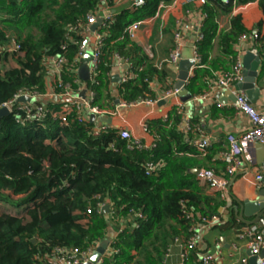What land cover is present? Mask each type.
Masks as SVG:
<instances>
[{"label": "trees", "instance_id": "1", "mask_svg": "<svg viewBox=\"0 0 264 264\" xmlns=\"http://www.w3.org/2000/svg\"><path fill=\"white\" fill-rule=\"evenodd\" d=\"M173 1L143 0L130 8V0H0V48L9 45L11 38L20 44L19 54H5L0 66V107L21 89L43 93L49 74L46 60L53 56L65 59L60 69L63 84L74 79L82 83L77 74L82 62L80 40L87 16L102 7L115 16L106 28L98 29L107 34H103L98 85H89L94 103H99L104 91L110 97L108 74L115 54L132 66L131 77L118 88L121 99L131 103L149 98L152 80H163L166 74L149 63L125 30ZM232 1L198 2L203 38L194 46L201 63L211 67L194 70L187 85L190 90H201L198 81L211 71L231 69L236 40L248 31L242 16L232 15ZM235 1L243 5L256 0ZM257 1L264 16V0ZM228 15L227 28L217 34L218 19ZM262 28V22L255 26L258 44L263 45ZM215 38L219 56L210 60ZM58 107L50 106L43 119L27 120L23 114L16 118L12 113L0 116V203L9 205L0 210V264H45L55 248L86 251L104 238L109 227L118 237L100 264H163L168 246L176 238L190 236L192 221L216 213V199L202 191L190 172L208 160V150L201 154L205 159L198 161V151L182 143L179 118L170 128L156 123L160 139L151 150H131L117 131L93 136L92 123H78L74 112L63 122ZM153 160H162V166L147 174L145 163ZM106 202L112 214L99 211ZM187 212L195 220L187 218ZM242 226L236 215L213 225ZM195 253L189 258L196 259Z\"/></svg>", "mask_w": 264, "mask_h": 264}, {"label": "crops", "instance_id": "2", "mask_svg": "<svg viewBox=\"0 0 264 264\" xmlns=\"http://www.w3.org/2000/svg\"><path fill=\"white\" fill-rule=\"evenodd\" d=\"M198 8V3L183 4V0H174L170 5L162 6L154 16L145 19L136 31L134 38L131 39L134 44L144 51L149 59V63L158 70L164 71L166 74L163 80L154 78L150 83L151 96L146 98L152 100L153 103L124 107L118 106V103L123 101L118 92L121 84V72L120 68L113 64L112 71L108 74L110 80L108 86L110 97L104 91L99 103H96L98 106L106 109L105 115H100V117L96 118L92 116V120L91 116H88V118L91 121L103 123L110 127L125 128L132 138L139 139L149 147L156 145L160 139L159 133L161 132V128L159 124H156L157 122L162 123V127L170 128L174 125L175 119L179 118L177 130L182 135V143L193 147L192 142L199 139L201 135L209 138L211 141V145L206 149L208 150L206 153L208 160L203 158L206 155H201L203 151L197 150L200 154L196 157L197 160L201 161L205 159V161L203 165L196 166L193 169H212L222 175L224 164L219 159V153L227 147L225 136L228 133L239 135L247 127L245 116L234 107L233 97H235L237 91L243 92L246 98L247 94L244 89L235 90L237 83L231 88L212 86L213 77L232 70L237 59L242 63L246 52L257 49L260 63L257 67L258 75L255 83L259 86V94L250 104L258 109L264 110V80H262L264 77V44H254L249 40L242 43H235L234 62L230 70L220 68L217 71H211L210 75L198 81L197 84H201L202 86L201 90H190L187 86L194 76L193 72L185 84V89L190 94V97L187 98V95H185L186 97L184 95L180 96L177 93L167 95V93L176 90L174 85L178 75V64L173 65L167 62L169 51L176 42L174 33L177 30L180 33L178 40V43L181 45L179 60L182 59L183 52L185 55L188 54L187 49H190L193 54L194 38L198 23L202 17ZM235 12H232V15L240 14L248 31L251 32L254 30L258 22H262L264 27V16L257 0L238 5ZM179 20H181V26L176 24ZM228 20L229 15L220 16L218 19L217 34H219V31L227 28ZM222 21L223 24H221ZM218 56L217 38H215L210 51V60L217 59L216 57ZM208 66L211 67L207 63L203 65V68H208ZM113 76L116 78L119 77L120 81H113ZM84 86L83 82L80 83V87L78 86L80 92L84 89ZM85 96L86 91L82 98ZM218 104H221V106H218ZM100 118H104V121L100 120ZM144 123L148 125L147 131L143 130ZM187 126H190L191 129L187 130ZM248 152L251 160H248L245 156L241 157L240 168L229 178V191L224 197L198 182V185L204 193L212 194L216 199L218 205H216V213L214 215L219 218L217 224H223L230 218V215H234L237 202H243L245 200L250 202L255 201L260 191L264 189V172L261 173V179H256V175L260 173L261 166L264 165V145H251L249 146ZM106 205L110 208L109 203H106ZM261 216L264 217V212ZM221 218L223 221H220ZM243 219L249 220L247 217H243ZM242 224L244 226L240 229H219L213 226L198 228L196 259L191 258V256L187 260L182 261L180 249L174 244L170 247L169 255L164 259L165 262L162 263L199 264V257L201 255L204 253H214L215 264H243L240 261L242 258H246L247 262L245 264H250L249 258L251 254L247 247L248 239L244 236V231L248 229L249 225L247 226L243 222ZM117 237L118 233L114 228L109 227L103 238H108L105 246V255L108 254L111 244ZM99 243L93 247L90 256L96 252ZM217 250L221 251L220 255L216 254ZM263 251L264 246L261 247L260 253ZM105 255H102L98 260L102 261Z\"/></svg>", "mask_w": 264, "mask_h": 264}, {"label": "built area", "instance_id": "3", "mask_svg": "<svg viewBox=\"0 0 264 264\" xmlns=\"http://www.w3.org/2000/svg\"><path fill=\"white\" fill-rule=\"evenodd\" d=\"M201 0H183V4L198 3ZM143 4V0H130L129 7H138ZM162 7V4L159 6V9ZM238 7L235 0L232 1V12H235V9ZM103 13L102 16H98V9L87 16L83 36L79 44L78 58L82 60L84 54L89 52L91 59L89 61L90 65V80L87 83L86 96L82 98L80 95V81L74 79L72 84H63L61 80L60 69L65 62L64 57L62 56H53L46 60V65L48 67V80H46V86L43 93L37 91H28L25 89L19 90L14 96L2 104L0 108H5L7 113H12L16 115V118H19V114H23L24 118L27 120L31 119H43L49 111V107L59 106L60 117L64 122L68 114L74 112L76 114L75 120L78 123L89 121L92 123L91 134L93 136H99L108 131H117L121 139L126 140L128 144V149H137V150H146L149 151L152 147L143 144L139 139H134L131 137L128 130L125 128H116L110 127L103 123H96L91 121L88 116H93L94 118L100 117V115H105V108L98 106L95 101V93L89 87L90 84L98 85V82L95 81L98 74V65L99 58L101 56V50L105 35L107 30L98 31L100 27L106 28L111 24L114 19L115 13L113 11H105L107 8H100ZM101 18V24L96 30H92V25L96 24L97 19ZM143 21H135L128 25L126 28V33L132 39L135 36L136 31L140 28V25ZM176 24L181 26V20L177 21ZM201 20L198 23L197 32L194 38V45L196 41H199L203 38L200 33ZM261 33L264 35V27L261 29ZM258 30L254 29L251 32H242L236 43H242L247 40L252 41L254 44H258ZM174 38L176 40L175 45L169 51L167 62L169 64H178L179 62V52L181 50V45L178 43L180 38L179 30L174 33ZM256 54L259 56L257 49H255ZM20 52V44L14 39H10V44L4 48H0V66L3 63V57L5 54ZM193 65L189 69L188 77L193 74L194 70L197 68L203 67L201 63V58L199 57L195 46L193 47ZM81 64V63H80ZM114 65L120 68V85L126 83L131 77V63L118 54L114 55ZM1 68V67H0ZM242 63L237 59L233 65L232 70L223 72L220 75H215L213 77L212 86H217L219 88H231L235 83L242 81ZM264 80V77L263 79ZM83 82V81H82ZM84 83V82H83ZM79 86V87H78ZM85 87V86H84ZM175 94L177 90L171 91L168 94ZM81 96V97H80ZM24 100L21 101L20 99ZM152 100L148 98H139L135 102L126 103L119 102L118 106H134L138 104H151ZM56 104V105H55ZM221 106V104H218ZM235 109L242 113L247 120V127L243 133L235 135L228 133L225 136L227 142V147L219 153V159L224 164L223 174H218L212 169H200L196 174L198 181L207 186L212 191L217 192L220 196L224 197L225 194L229 191V178L232 177L236 171L240 168L241 157L245 156L248 160H251L250 155L248 154L249 146L254 144L264 145V110L258 109L254 105L246 101V96L243 92L237 91L235 94ZM18 121H21L17 119ZM190 126H187V130H190ZM143 130H148V125L144 123ZM159 138V136H157ZM193 147L198 151L206 150L210 145L211 141L209 138L200 136L199 139L192 142ZM162 160H153L145 163V171L147 174H152L162 166ZM264 172V165L261 166L260 173L256 175V179H261V173ZM108 203V202H106ZM106 203H102L99 206V211H102V208ZM108 214H112V211L109 208ZM135 215L141 216L139 213ZM186 217L191 221L195 220V216L192 212H187ZM199 218V217H198ZM219 221V218L216 215L211 216L210 218L200 217V222H193L190 226V236L181 240L176 238L170 246L166 249L164 259L169 255L170 247L172 245H177L180 249V257L182 261L187 260L190 253L196 250L197 245V232L198 228L209 227L215 225ZM244 236L248 239L247 247L250 250L251 255H259L261 247L264 246V217L260 216L254 223L248 226V229L244 231ZM93 248H89L86 251H79L78 249H73L71 251L64 250L62 248H55L50 256L46 259L45 264H78L81 262L88 261L92 253ZM217 255L221 254V251H216ZM214 253H204L199 257V264H215ZM163 259V262H165ZM240 261L245 264L246 258L240 259ZM101 261L98 263L100 264ZM234 264V263H232ZM258 264H264V257L259 260Z\"/></svg>", "mask_w": 264, "mask_h": 264}, {"label": "water", "instance_id": "4", "mask_svg": "<svg viewBox=\"0 0 264 264\" xmlns=\"http://www.w3.org/2000/svg\"><path fill=\"white\" fill-rule=\"evenodd\" d=\"M101 18L97 19V23L92 25L91 29L96 30V28L101 24ZM188 50V54H182V59L178 62V75L177 80L175 82L174 88L177 90V95H187V98L190 97V94L185 89V84L188 80L189 69L193 65V54L190 49ZM91 59V55L89 52H86L82 58V62L78 67L77 74L78 77L84 82V89L80 92V95L83 96L86 89L87 83L90 80V65L89 61ZM260 63V58L254 51H248L243 57L242 61V81L238 82L235 85V90L244 89L247 94L246 101L248 103L252 102L253 99L258 97L259 94V86L256 85L255 80L258 75L257 67ZM113 81L119 82V77H112ZM223 93V91H222ZM186 97V96H185ZM234 103H235V97ZM21 101L24 99L21 98ZM162 103V102H160ZM7 114L5 108H0V116ZM93 117L91 116V120ZM100 120L104 121V118H100ZM199 169H191L190 172L193 174H197ZM103 213H107L109 211L108 205L103 208ZM264 212V189L260 191L258 198L255 201H243L237 202L236 210L234 211V215L242 221L245 225H251L254 223ZM243 217L249 218V220L243 219ZM108 242L107 239H103L96 248V252L90 256L88 261L81 262L78 264H98L100 261L98 260L102 255H105V246ZM264 257V251L259 255H251L249 258L250 264H258L259 260Z\"/></svg>", "mask_w": 264, "mask_h": 264}, {"label": "rangeland", "instance_id": "5", "mask_svg": "<svg viewBox=\"0 0 264 264\" xmlns=\"http://www.w3.org/2000/svg\"><path fill=\"white\" fill-rule=\"evenodd\" d=\"M221 24H223V21L221 22ZM9 208V205L5 204V203H0V210H4L6 208ZM10 210V209H9Z\"/></svg>", "mask_w": 264, "mask_h": 264}]
</instances>
